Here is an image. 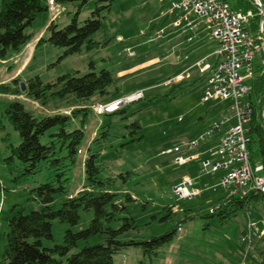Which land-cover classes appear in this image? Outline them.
I'll list each match as a JSON object with an SVG mask.
<instances>
[{
	"label": "rangeland",
	"instance_id": "1",
	"mask_svg": "<svg viewBox=\"0 0 264 264\" xmlns=\"http://www.w3.org/2000/svg\"><path fill=\"white\" fill-rule=\"evenodd\" d=\"M229 1L237 10L236 1ZM82 3L83 0L68 2L66 11L55 20L50 12L40 14L28 31L33 33L34 39L44 34L41 38L48 40L50 32L47 25L54 22L59 30L63 29L78 13L79 23L83 25L87 19L93 18L97 6L105 4L88 0L80 7ZM49 5L55 6L53 0H49ZM101 16L105 17V28L93 38L99 42L109 40L108 45L62 59L63 49L42 44L22 72V64H17V60H0V85L16 87L14 81L20 72V79L39 77L44 84L65 74L84 76L91 71L93 63L96 72L106 69L113 73L115 84L109 87L110 94H97L87 102L68 97L48 100L46 105L37 102V105L31 99L28 101L22 91L19 95L0 93V115L15 101L23 103L38 118L64 114V111L71 114L75 108L88 107L85 137L79 146L76 164L69 172V193L76 196L86 185L85 159L89 153H98L108 167L105 176L137 173L126 183L120 180L114 189L119 194H131L136 201L127 205L129 212L124 216L134 218L139 231L132 230L121 240H151L181 224L177 238L162 248L158 260L144 261L141 249L133 247L116 256L114 264H257L264 251L263 209L258 206L259 209L244 211L226 221L211 216L217 207L227 202L229 196L222 185L226 171H213V166L220 163L215 153L226 128L222 127L223 131L218 136L215 134L208 138L206 134L215 121L221 122L233 116L235 111L231 109V102L219 99L202 106L209 85L197 62L209 56L207 63H213L215 58L211 55L217 49L206 24L196 16H189L187 19L194 21L198 30L181 32L175 28L180 17L178 12L171 11L170 0H119L110 15L102 11ZM189 36L193 37L192 42L188 40ZM254 66L256 70L261 68L258 56ZM180 74H184L182 81L177 80ZM135 93H142L143 97L127 102ZM115 94H118L117 99ZM21 96L27 100H21ZM121 99L128 109L126 114L98 115L94 110L96 105L107 106ZM82 119L83 114L74 118L72 129H81ZM1 122L0 262L10 218L20 208L27 213L41 210L43 205L33 199L31 190L54 176L44 171L30 179L16 181L22 172L20 165L9 166L5 158L10 155L11 145L16 147L21 143L20 135L6 120ZM136 122L140 123L141 129L133 127ZM111 123V129H102ZM235 124V120L230 123L231 126ZM106 132L110 135L106 136ZM98 138H102L104 147L99 148L94 143ZM180 157L187 160L184 165L175 163ZM205 161L212 164L208 171L204 167ZM180 186L192 199H183L175 193L174 189ZM64 197L55 198L58 207ZM166 207H174L176 214L162 221L160 214ZM80 217L76 226L54 221L53 240H44V247L64 245L66 232L87 229L94 214L81 211ZM250 224L257 225L253 227L255 234L251 237ZM103 242L101 236L88 243L80 242L70 255L80 252L85 246Z\"/></svg>",
	"mask_w": 264,
	"mask_h": 264
},
{
	"label": "trees",
	"instance_id": "2",
	"mask_svg": "<svg viewBox=\"0 0 264 264\" xmlns=\"http://www.w3.org/2000/svg\"><path fill=\"white\" fill-rule=\"evenodd\" d=\"M72 1L74 0H53L55 5L63 6ZM118 1L98 0L99 3L105 4L97 6L93 18L87 19L83 25L79 23V13L63 29L59 30L52 22L48 27L49 39L41 38L36 50L42 44H50L63 49L64 54L61 58L65 59L108 45L109 40L99 42L93 37L105 28V17L101 16V12L105 11L110 15ZM235 1L243 12L250 10L258 12L251 0ZM87 2L88 0H83L80 7ZM261 2L264 6V0ZM48 10L49 0H0L1 61H7L21 54L34 40L33 34L28 29L40 14ZM259 21L260 17L254 19L253 30L258 26ZM90 69L91 71L84 76L65 74L48 84H44L39 77L29 79L24 94L28 99L43 105H46L48 100L68 97L87 102L97 94L102 96L110 94L108 89L115 84L113 73L106 69L96 72L93 63ZM202 76L207 78V75L202 74ZM14 83L16 84L14 88L0 85V93L19 95L21 93L19 80H15ZM117 96L118 94H115V99ZM263 99L264 76L259 72L251 82V91L247 100L253 109L249 125L251 138L249 149L251 163L254 166L258 164L264 166ZM127 110L124 107L106 114L123 115ZM89 112L88 107L75 108L70 115L56 114L38 118L23 103L15 101L0 115V127H3L1 120H6L19 133L21 139L18 146H10V155L5 158L9 166L15 163L20 165L22 172L16 181L30 179L44 171L54 174L52 180L31 190L33 199L40 201L43 208L30 213L20 208L10 218L0 264H114L116 256L133 247L141 249L144 261L154 262L160 258L162 248L177 238L181 224L172 231L151 240L143 242L121 240V237L130 231H139L135 219L124 216L125 212H129L127 205L136 201L131 194H119L114 189L120 180L126 183L137 173L132 171L118 176H105L108 167L98 153H89L85 159L86 185L76 196L69 193L71 183L69 172L76 164L78 149L85 137L84 126ZM81 114H83L82 128L72 129L74 118ZM111 125L112 123L102 129H111ZM133 127L141 129L139 122L134 123ZM106 133V136L110 135ZM139 139H133L127 144ZM44 140H47V143ZM94 143L99 148L105 146L102 138L96 139ZM57 196H65L59 207L55 203ZM258 206L264 211V196L253 191L244 197L228 198L227 202L217 207L211 216L219 217L221 221L231 220L244 211L259 209ZM173 209L174 207L164 208L160 220L171 219L176 214ZM81 211L93 212L94 218L89 227L79 232L68 230L64 237V245L45 248L43 241L53 240V222L76 226L81 219ZM99 236L104 240L102 244L85 246L80 252L70 255L71 250L80 242L88 243ZM260 256L261 260L257 264H264V251Z\"/></svg>",
	"mask_w": 264,
	"mask_h": 264
},
{
	"label": "built area",
	"instance_id": "3",
	"mask_svg": "<svg viewBox=\"0 0 264 264\" xmlns=\"http://www.w3.org/2000/svg\"><path fill=\"white\" fill-rule=\"evenodd\" d=\"M251 1L258 9L257 13L252 10L243 12L239 8L234 10L229 0H170L171 11L178 12L180 17L175 23L176 27L184 24L185 30L188 28L191 32H196L197 24L187 19L189 16H196L206 24L211 38L217 43V49L212 54L215 58L214 63L202 60L197 66L200 67L202 74L207 75L209 85L204 93L202 106L219 99L231 102V109L235 111L233 116L221 122L215 121L206 134L208 138L214 137L223 131L222 127L226 128L219 138L215 153L220 163L213 166V171L217 172L220 169L226 171L222 185L229 192L228 198L244 197L253 191L264 196V166L261 164L254 166L250 159L249 125L253 109L247 101L251 82L259 72L264 76V6L261 0ZM64 11L66 7L63 5L49 6V12L54 20ZM256 17H260V21L253 30L252 23ZM189 41L192 42L193 37H190ZM257 56L261 61V68L258 70L254 66ZM177 80H184V74L177 76ZM142 97V93H135L127 102L138 101ZM94 110L98 115L111 113L108 106L96 105ZM64 114L70 115L68 111H64ZM262 118L264 121V107ZM233 120L236 124L231 126ZM186 162L187 160L181 157L175 161L178 165H184ZM211 165L210 161H205V170L208 171ZM189 184L191 185V182ZM174 191L183 199L192 198L182 186ZM253 227L257 225H249L250 237L255 234Z\"/></svg>",
	"mask_w": 264,
	"mask_h": 264
},
{
	"label": "crops",
	"instance_id": "4",
	"mask_svg": "<svg viewBox=\"0 0 264 264\" xmlns=\"http://www.w3.org/2000/svg\"><path fill=\"white\" fill-rule=\"evenodd\" d=\"M50 26V24L49 25H47V27H49ZM184 24L181 26V27H178L179 29H181L180 31L181 32H183V33H186L187 32V30H189L188 28L185 30L184 28ZM175 28H177V27H175ZM190 31V30H189ZM191 32V31H190ZM33 34V33H32ZM189 34V33H188ZM44 35V34H43ZM42 34H40V36L37 38V39H34L23 51H22V53L21 54H19V55H17L16 57H13V58H11V59H9V60H17V64L19 63H21L22 64V68H21V72L22 71H24L23 69H25V67L29 64V62L31 61V59L33 58V55L35 54V52H36V47H37V45H38V42L40 41V39H41V37L43 36ZM188 38H190V36L188 37ZM189 40V39H188ZM212 56V55H211ZM210 56V57H211ZM186 59H188V58H186ZM209 59V56L208 57H205L204 59H202V60H205V62L207 63V60ZM202 60H200V61H202ZM199 61V62H200ZM199 62H197V63H199ZM214 63V62H213ZM213 63H211V64H213ZM21 72L19 73V75L15 78V80H19V86H20V83L21 82H24V83H26V85H27V82H28V80H22V79H20V76H21ZM181 75V74H180ZM30 79H32V78H30ZM24 94V93H23ZM24 96H26V95H24ZM24 96H21L20 98H22L21 100H27V98L25 99L24 98ZM12 98H15L16 99V97L17 96H11ZM28 101H30L29 99H28ZM34 102V101H33ZM34 104H37L38 105V103L37 102H34ZM218 135H220V134H218ZM217 135V136H218Z\"/></svg>",
	"mask_w": 264,
	"mask_h": 264
},
{
	"label": "water",
	"instance_id": "5",
	"mask_svg": "<svg viewBox=\"0 0 264 264\" xmlns=\"http://www.w3.org/2000/svg\"><path fill=\"white\" fill-rule=\"evenodd\" d=\"M20 88H21V91L23 93H25L27 91L26 83L21 82L20 83ZM107 106H108L109 111L114 112L116 110H119V109L123 108L125 106V101L121 99V100L115 101V102H113V103H111L110 105H107Z\"/></svg>",
	"mask_w": 264,
	"mask_h": 264
},
{
	"label": "bare ground",
	"instance_id": "6",
	"mask_svg": "<svg viewBox=\"0 0 264 264\" xmlns=\"http://www.w3.org/2000/svg\"><path fill=\"white\" fill-rule=\"evenodd\" d=\"M129 101V100H128Z\"/></svg>",
	"mask_w": 264,
	"mask_h": 264
}]
</instances>
